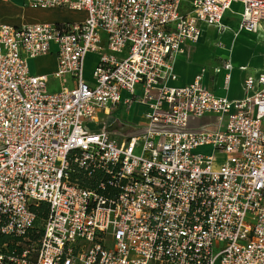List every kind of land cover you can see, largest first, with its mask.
Instances as JSON below:
<instances>
[{
    "label": "built area",
    "instance_id": "1",
    "mask_svg": "<svg viewBox=\"0 0 264 264\" xmlns=\"http://www.w3.org/2000/svg\"><path fill=\"white\" fill-rule=\"evenodd\" d=\"M24 2L85 15L0 22V264H264V71L239 99L170 84L201 25L237 3L255 33L264 0ZM134 106L133 133L89 126Z\"/></svg>",
    "mask_w": 264,
    "mask_h": 264
},
{
    "label": "crops",
    "instance_id": "2",
    "mask_svg": "<svg viewBox=\"0 0 264 264\" xmlns=\"http://www.w3.org/2000/svg\"><path fill=\"white\" fill-rule=\"evenodd\" d=\"M17 2L22 9H26L25 7L27 6L24 4V0H17ZM232 6L233 12L229 14L226 11L221 22L228 32L235 31L224 24V19L226 16H235L238 25L241 10L237 3H232ZM223 29L203 24L201 25V36L199 41H197L198 43L195 44V48H191L194 43L190 41L183 44L185 47L180 49V52H177L178 54H176L172 63L173 71L177 76L174 81L170 82L172 86L189 84L196 75L201 74V82L204 87L215 94L226 96L229 99H239L244 96V79L249 75H257L264 71V46L252 47L250 43L253 42L248 37L254 38L252 39L254 42H258L259 39L264 42V31L260 30L254 34L238 29V32H235V39L239 44L238 51L240 55L238 56L239 59L231 60L230 55L234 53L236 45L230 48L226 46V43H222L221 46L223 48H218V44L221 43V30L223 31ZM231 35L234 36L233 34ZM222 36H224V33ZM213 40L219 42L213 43ZM226 62L230 64L228 68L225 67ZM132 108L134 110L130 119L135 121L132 118L136 116L138 118L136 122H138L141 108H138V106Z\"/></svg>",
    "mask_w": 264,
    "mask_h": 264
},
{
    "label": "rangeland",
    "instance_id": "3",
    "mask_svg": "<svg viewBox=\"0 0 264 264\" xmlns=\"http://www.w3.org/2000/svg\"><path fill=\"white\" fill-rule=\"evenodd\" d=\"M26 9H22L19 5L17 0H0V22L9 23V24H22V23H34V22H41L44 23H54V22H73V21H79L84 18V12L83 11H74L68 8H52V9H35L30 7H25ZM187 7V0H183L182 4V11L186 10ZM233 6L227 10V13L231 14L230 12H233ZM224 24L228 25L229 28L234 30L235 32H238L237 28V22L235 16H226L224 19ZM211 32V31H210ZM233 31H226L224 32V36H220L221 43L218 45H222V43H226V46L229 45L230 48L233 47V45H236L234 48V53L230 55L231 60L239 59L238 56L239 53V47H238V41H236L235 36L236 33ZM212 34V33H211ZM233 34L234 36H232ZM249 40L252 42V37H248ZM214 41V40H213ZM219 41H214L213 43H217ZM198 42H195L192 44L191 48H195V44ZM190 44V43H189ZM251 44V43H250ZM217 46V45H216ZM185 46H181V49H183ZM93 54H89L86 57L85 62V75L87 76L89 73V70L92 67L93 60H94ZM54 56L53 55H47L43 57H38L36 59L30 60V66L31 70L36 72H44V73H51L53 69L55 68L54 65ZM55 85V82L52 84ZM133 108H127L125 110L120 111L119 113L110 114L107 118L103 120L100 125L98 123L96 124H90V128L92 129H107L109 130L115 137L123 136L129 133H133L135 131L136 120L138 119L136 116L132 119L135 121H132L130 118L133 114ZM200 150V149H199ZM41 221H37L35 226L40 227Z\"/></svg>",
    "mask_w": 264,
    "mask_h": 264
},
{
    "label": "bare ground",
    "instance_id": "4",
    "mask_svg": "<svg viewBox=\"0 0 264 264\" xmlns=\"http://www.w3.org/2000/svg\"><path fill=\"white\" fill-rule=\"evenodd\" d=\"M210 27H214V26H211V25H210ZM260 30H263V31H264V29L261 28V29L257 30L255 33H258ZM224 31H226V28H225V27H224L223 31L221 30V35L224 33ZM255 33H254V34H255ZM257 39H258V38H257ZM262 40H263V39H262ZM263 41H264V40H263ZM252 42H253V43H251V46H252V47H255V46H256V47L258 48V47H263V46H264V44H263L264 42H262L260 39H259L258 42H256V41H255V42L252 41ZM227 46L230 47L229 45H227ZM251 46H250V47H251ZM218 48L221 49V48H223V46L219 45ZM224 48H225V47H224ZM225 50H226V49H225ZM219 51H220V50H219ZM178 52H180V51L178 50ZM177 54H178V53H177ZM262 67H263V66H262ZM263 68H264V67H263ZM222 70H223V69H222ZM217 76H218V75H217Z\"/></svg>",
    "mask_w": 264,
    "mask_h": 264
},
{
    "label": "trees",
    "instance_id": "5",
    "mask_svg": "<svg viewBox=\"0 0 264 264\" xmlns=\"http://www.w3.org/2000/svg\"><path fill=\"white\" fill-rule=\"evenodd\" d=\"M31 209L37 214L38 217L44 216V214L47 213L45 203H41L38 206H32Z\"/></svg>",
    "mask_w": 264,
    "mask_h": 264
}]
</instances>
